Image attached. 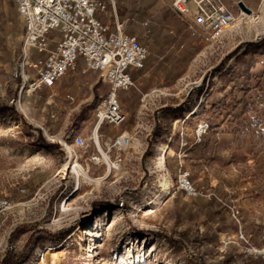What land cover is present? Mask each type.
I'll list each match as a JSON object with an SVG mask.
<instances>
[{"label": "rangeland", "instance_id": "1", "mask_svg": "<svg viewBox=\"0 0 264 264\" xmlns=\"http://www.w3.org/2000/svg\"><path fill=\"white\" fill-rule=\"evenodd\" d=\"M115 1L125 31L147 47L142 69L173 82L121 91L131 94L127 105L118 93L128 118L103 123L100 143L123 131L131 137L119 151L104 148L112 161L121 153L111 170L67 137L72 129L91 137L95 104L109 86L76 69L51 87L20 91L21 19L13 0L0 1V264H259L247 248L264 245V0H224L236 20L209 41L181 31L186 23L170 0ZM182 111L192 121L187 141L167 159L158 129ZM200 121L210 124L202 145ZM72 156L78 166L64 167ZM180 166L196 195L177 187ZM75 168L89 182L76 179ZM162 176L170 179L165 191Z\"/></svg>", "mask_w": 264, "mask_h": 264}, {"label": "built area", "instance_id": "2", "mask_svg": "<svg viewBox=\"0 0 264 264\" xmlns=\"http://www.w3.org/2000/svg\"><path fill=\"white\" fill-rule=\"evenodd\" d=\"M13 2L23 24L21 60L15 70V76L23 82L20 91L25 84L30 92L51 87L66 73L76 69L81 73L97 72L101 83L109 88L95 104L94 131L87 140L76 129H72L67 137H71L73 146L86 154L89 162L104 164L108 170L118 168L122 161L121 153L116 152L112 161L104 148L109 150L115 147L117 151L125 148L128 145V139L122 137L125 131L118 134L113 142L104 141L102 145L98 131L103 123L117 126L126 120V111L118 93L134 86L130 71L144 67L148 56L147 47L140 37L125 31L124 23L116 15L115 0ZM169 6L185 21L186 29L204 41L221 38L236 20L235 12L224 0H170ZM112 14L114 19L109 22L99 17H111ZM36 54L38 56L34 57ZM67 97L73 100L70 95ZM156 116L159 118V111ZM209 128L207 121L197 123L196 143L200 142L202 134ZM166 149L164 147L162 150V156ZM181 167L177 175V187L186 195H196L197 190L190 181L189 172ZM5 204L6 201L0 199V209ZM118 206H124V201H119ZM237 233L240 239L247 242L240 229ZM247 251L258 256L260 264H264V245L248 247Z\"/></svg>", "mask_w": 264, "mask_h": 264}, {"label": "crops", "instance_id": "3", "mask_svg": "<svg viewBox=\"0 0 264 264\" xmlns=\"http://www.w3.org/2000/svg\"><path fill=\"white\" fill-rule=\"evenodd\" d=\"M0 1H6V0H0ZM0 16H2V14L0 13ZM123 19L125 18V14L122 13L121 16ZM21 22V36H22V32H23V24L22 21ZM125 22V21H124ZM123 22V23H124ZM172 26L169 27L168 31L172 32ZM179 29H181L180 27H178ZM182 32H187L188 35L192 38H196L194 33H192L190 30H186L185 27L182 28L181 30ZM131 34V33H130ZM134 35V34H132ZM21 51V49H20ZM37 55V54H36ZM35 55V57H37ZM151 70V69H150ZM160 70L157 71V73ZM156 72L154 73L153 71H149L144 69H132L130 71V74L132 75L133 79H134V86H132V88H135L139 91V93H145L148 92L150 89H152V85L155 84H164L165 88L169 87V83L173 82V78L170 76H165V75H161L159 76ZM137 83V84H136ZM139 85V87L137 86ZM121 93V98L125 101L126 105L132 101L131 94H129L128 92H119ZM160 112V111H159ZM162 112V111H161ZM128 113V112H127ZM188 114H190V112H188ZM186 115L185 112H181L180 114H176L173 118H171L169 125H165L164 123H161V126L159 127L158 131H162L163 135L160 136L159 134L157 135L160 138V144L163 146L161 147L159 150H163L164 147H167L165 153H164V157L168 159V157L172 156L174 152L178 151L179 149H181V143L183 141H187V134L184 132L183 129H185V125L188 123H191V120L186 121ZM162 116V115H161ZM128 118V115H127ZM126 118V120H127ZM168 127V132H164V130H166V128ZM123 129H121L120 131H122ZM176 159V157H175ZM262 231V238L264 239V226L262 228V226L259 227Z\"/></svg>", "mask_w": 264, "mask_h": 264}, {"label": "bare ground", "instance_id": "4", "mask_svg": "<svg viewBox=\"0 0 264 264\" xmlns=\"http://www.w3.org/2000/svg\"><path fill=\"white\" fill-rule=\"evenodd\" d=\"M240 15H243V16H245V17H250L251 15H249V14H246V12H244V10L242 9L241 10V13H240ZM122 137L123 138H127L128 139V145H129V143H130V137H131V135L127 132V131H125L124 133H123V135H122ZM163 163V162H162ZM67 165H76V166H78V163H77V161L76 160H74V157L72 156V157H67V159H66V162H65V165H64V167L65 166H67ZM161 167H162V164L160 165ZM163 168V167H162ZM83 171V170H82ZM80 169H74V173H75V178L76 179H78V180H80L81 181V178H84L86 181H88L87 180V177H86V173L85 172H82ZM77 180V181H78ZM80 181L78 182V183H80ZM91 181H92V179H91ZM89 182V181H88ZM77 183V184H78ZM82 183V182H81ZM169 183H170V179L169 178H167L166 176H162V178L160 179V186L162 187V190H166V188H167V186L169 185ZM149 203V202H148ZM150 204H151V202H150ZM81 226V225H80ZM80 226H79V228H80ZM77 230V229H76ZM79 231V230H78ZM91 242V241H90ZM89 245V244H88ZM91 245V244H90Z\"/></svg>", "mask_w": 264, "mask_h": 264}, {"label": "trees", "instance_id": "5", "mask_svg": "<svg viewBox=\"0 0 264 264\" xmlns=\"http://www.w3.org/2000/svg\"><path fill=\"white\" fill-rule=\"evenodd\" d=\"M244 76V75H243ZM258 76H260L259 74L257 75V74H255V78H258ZM244 79L245 80H247L248 79V76H245L244 77ZM234 81H236V82H241V84H243V81L239 78V77H237L236 76V78H235V80ZM211 110H213L214 111V108H212ZM203 137H205V136H203ZM202 143H205V139L203 138H201V141H200V143L199 144H201L202 145ZM259 264H260V260H259Z\"/></svg>", "mask_w": 264, "mask_h": 264}, {"label": "water", "instance_id": "6", "mask_svg": "<svg viewBox=\"0 0 264 264\" xmlns=\"http://www.w3.org/2000/svg\"><path fill=\"white\" fill-rule=\"evenodd\" d=\"M237 6L240 9H243L244 11H246L247 13H250L251 12V10L248 7H246V5L242 1H238L237 2Z\"/></svg>", "mask_w": 264, "mask_h": 264}]
</instances>
